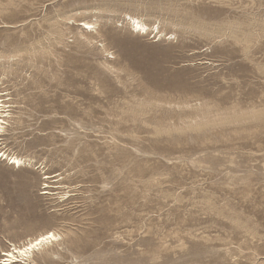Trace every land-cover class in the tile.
Returning a JSON list of instances; mask_svg holds the SVG:
<instances>
[{"label":"rangeland","instance_id":"374dc122","mask_svg":"<svg viewBox=\"0 0 264 264\" xmlns=\"http://www.w3.org/2000/svg\"><path fill=\"white\" fill-rule=\"evenodd\" d=\"M0 94L9 251L264 264V0H0Z\"/></svg>","mask_w":264,"mask_h":264},{"label":"snow or ice","instance_id":"6c2138e0","mask_svg":"<svg viewBox=\"0 0 264 264\" xmlns=\"http://www.w3.org/2000/svg\"><path fill=\"white\" fill-rule=\"evenodd\" d=\"M129 21L132 24H135L137 30L141 29V25L136 21H132L129 17ZM91 25H85V28L91 29ZM3 154L0 153V156ZM14 164H18V161H13ZM22 235L17 237V244H20V241H24L26 247H23L20 251V255L29 261V264H45L47 256L45 254V248L43 247L44 244H48L51 246L54 242L59 241L61 238L59 236L53 235L49 232L48 235L41 234L39 237L35 236V229L32 228L28 224H23L20 228ZM25 236H32L34 239V243H29L25 240ZM0 247L3 248V252L0 253V259L4 260L6 264H11L12 261L16 260V257L13 255V251H9V245L3 241H0ZM51 247L49 248V251ZM26 253H31L30 256L26 255ZM11 258V260H9ZM19 264V262H16Z\"/></svg>","mask_w":264,"mask_h":264},{"label":"bare ground","instance_id":"6f19581e","mask_svg":"<svg viewBox=\"0 0 264 264\" xmlns=\"http://www.w3.org/2000/svg\"><path fill=\"white\" fill-rule=\"evenodd\" d=\"M128 17V16H127ZM131 18V20L132 21H136L137 23H139L140 25H141V29L140 30H137V28H136V26H135V24H132V27H133V29H135L136 31H139V32H142L143 34L144 33H146V31H147V26L145 25V24H143L142 23V21H140L139 19H137V18H133V17H130ZM128 19H129V17H128ZM85 25H91L90 23H85ZM131 27V28H132ZM84 29V28H83ZM153 29V28H152ZM2 98V94H0V133L2 132V130L4 129V127H3V125H5L6 124V122L4 121V120H2V118H5L6 116L4 115V113H5V109L7 108L5 105H4V100H2L1 99ZM6 112H8V111H6ZM10 116V115H9ZM7 152V151H6ZM3 156L5 157L6 156V154H3ZM3 158V157H2ZM7 159L11 162V164L12 165H15V166H17V167H19V168H21V166H23L25 163H26V160H24L23 158H19V157H17V156H7ZM13 161H18L19 163L18 164H14L13 163ZM53 235H55V236H58L57 234H55V233H53V232H51ZM49 234V232L48 233H45V234H43V235H48ZM40 236V235H39ZM39 236H37V237H39ZM29 243H34L35 241H34V239L32 238V239H30L29 241H28ZM44 245H47V244H44ZM43 245V246H44ZM23 247H26V245H24ZM22 247V248H23ZM22 248H17V247H14L11 251H13V250H15V251H13V255L16 257V260L15 261H12L11 262V264H15L16 262H22V261H24L25 259L20 255V251H21V249ZM26 255H28V256H30L31 255V253H26ZM9 260H11V258H9ZM2 262V261H1ZM3 264H6V262L4 261L3 262Z\"/></svg>","mask_w":264,"mask_h":264}]
</instances>
